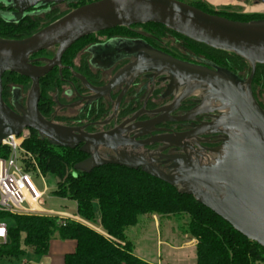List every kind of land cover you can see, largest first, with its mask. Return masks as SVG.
<instances>
[{
	"label": "water",
	"instance_id": "95a60500",
	"mask_svg": "<svg viewBox=\"0 0 264 264\" xmlns=\"http://www.w3.org/2000/svg\"><path fill=\"white\" fill-rule=\"evenodd\" d=\"M19 13L47 3L71 0H3ZM85 3L73 8L48 25L20 39L0 37V142L9 134L18 135L24 128L33 129L55 145L75 148L89 157L74 166V170L88 171L93 167L114 163L147 174L176 187L180 193L191 195L209 208L236 231L264 248V110L256 102L248 82L224 70L212 71L178 60L144 44L126 45L128 55L135 60L126 65L104 88H95L100 94L107 92L121 79L144 71L165 73L170 88H181L174 102L158 111L173 110L190 94L200 91L204 103L213 101L220 113L202 126L209 131L222 133V141L210 150L214 157L205 160L185 153L170 155V171L165 172L140 153L133 150L149 142L163 143L164 148L179 146L181 141L203 131L163 133L150 139L134 140L138 135H124L139 126L153 130L157 119L140 122L124 128L118 127L99 133H87L72 127L46 120L39 112V78L53 66L60 64L64 51L79 38L90 33L116 26H130L148 22L158 23L191 39L215 49L233 52L253 67L264 64V19L240 21L205 12L181 0H76ZM264 2V0H256ZM6 4V3H4ZM5 16L4 12H0ZM57 46L54 56L43 59L46 64L36 65L33 54ZM5 71L26 76L31 80L25 108L15 105L17 112L3 101L1 76ZM88 85V84H87ZM200 107V105H199ZM199 111V110H198ZM190 117L177 116L171 120L182 121ZM106 121H103V123ZM110 149L114 157L104 158L98 148ZM131 151H127V148Z\"/></svg>",
	"mask_w": 264,
	"mask_h": 264
},
{
	"label": "trees",
	"instance_id": "16d2710c",
	"mask_svg": "<svg viewBox=\"0 0 264 264\" xmlns=\"http://www.w3.org/2000/svg\"><path fill=\"white\" fill-rule=\"evenodd\" d=\"M83 3L85 1L72 4L71 9ZM187 3L205 12L217 14L205 7L201 0ZM3 8L0 5V12ZM70 10L57 13L56 9H50L43 12V15L37 13L18 19L0 15V37L24 38ZM262 17L264 15L255 14L250 18H228L249 21ZM146 24L154 28L162 27L192 44H200L220 52L223 56L228 55L227 51L191 40L164 25L153 22ZM23 78L22 75L10 71L2 74L4 102L10 94L9 84L22 83ZM260 90L264 92V89ZM41 99L49 100L46 94H42ZM22 145L34 156L40 174H48L55 179L53 195L75 201L76 214L91 224L97 223L106 235L73 219H67L64 225H59L56 216L0 211V221L6 224V241L0 243V262L2 259L11 261L18 258L28 249L32 254L43 255L47 252L49 241L58 237L75 241L74 250L64 256V264H155L136 256L132 243L125 234L126 229L135 225L143 214L157 215L159 218H184V225L180 227L181 233L196 239V264L264 262V248L258 243L236 231L191 195L180 193L176 187L141 169L108 163L88 171L74 170V166L84 160L87 154L78 147L66 148L52 144L48 138L33 129H29V136L23 140ZM7 151V147L0 146V157L5 156ZM30 166L27 168H33ZM94 205L97 206L98 217Z\"/></svg>",
	"mask_w": 264,
	"mask_h": 264
},
{
	"label": "flooded vegetation",
	"instance_id": "af4514ba",
	"mask_svg": "<svg viewBox=\"0 0 264 264\" xmlns=\"http://www.w3.org/2000/svg\"><path fill=\"white\" fill-rule=\"evenodd\" d=\"M65 2L72 5L79 1ZM253 2L257 3L256 0ZM0 3L4 7L3 11L9 12L13 9L7 6L6 1L0 0ZM57 4L47 3L31 7L20 17L46 12ZM133 42L142 43L178 60L203 66L212 71L224 69L234 74L243 85L248 82L256 102L264 110V99L261 98L264 92L260 90L264 89V66H259L257 63L252 69L248 61L231 54L230 51H227L228 55L223 56L220 52L172 35L162 27L154 28L143 23L116 26L90 33L72 43L62 54L60 64L53 66L39 78L40 95L37 107L40 114L46 120L80 127L87 133L110 131L135 114L133 120L124 123V128L157 119L158 123L153 126L157 130L143 125L133 131L124 132V135L133 136L139 131H146L143 135L136 136L134 138L136 141L150 139L163 133L203 131L201 134L183 139L181 143L184 150L179 146L164 148L163 143L149 142L148 145L140 146L132 152L141 153L147 161L165 172L170 171L169 166L172 163L166 159V156L190 153L211 160L214 154L210 150L221 143L223 135L218 131L211 132L202 125L210 122L220 111L215 109L217 104L213 101L202 104L203 94L200 91L183 98L173 110L164 112L158 109L170 106L181 91L180 87L168 86L165 73L156 75L155 72L144 71L136 73L131 79V75H128L105 93L100 94L94 90L106 87L126 65L135 60V56L128 55L126 50V45ZM56 48L57 46H53L33 54L30 59H33L36 65H44L46 62L43 59L52 58ZM23 77L24 89L25 86L30 87L31 80L26 76ZM42 94H46L49 100L41 99ZM26 98L27 94L23 97L19 87H13L5 102L10 109L17 112L15 105L25 108ZM185 115L190 118L182 121L171 120L173 117ZM80 146L82 143L77 147ZM127 151L131 149L128 147ZM98 152L104 158L114 157L110 149L102 146L98 148ZM86 154L89 157V154Z\"/></svg>",
	"mask_w": 264,
	"mask_h": 264
},
{
	"label": "rangeland",
	"instance_id": "374dc122",
	"mask_svg": "<svg viewBox=\"0 0 264 264\" xmlns=\"http://www.w3.org/2000/svg\"><path fill=\"white\" fill-rule=\"evenodd\" d=\"M184 2H190L194 0H181ZM210 11L220 14L222 16H227L231 18H250L255 14L264 15V12H259L253 10L252 5L253 0H231L228 3L213 4L208 0H201ZM53 7V6H52ZM71 5L66 2L57 4V13H63L71 9ZM72 10V9H71ZM5 16L18 18L24 13H19L15 9L8 11H3ZM43 15V12L41 13ZM43 17V16H42ZM3 31V30H2ZM9 91L13 87H19L21 89L22 96L25 97L29 86L23 87V83H10ZM264 99V95L261 96ZM25 99V98H23ZM22 100V99H21ZM31 167V166H30ZM29 174L34 186L40 190L44 191V204L45 208H52L55 210H65L67 212H75V204L71 200L59 198L53 195L52 191L55 187V179L51 175H41L36 169L30 168ZM46 189V190H45ZM95 214L98 215L97 206L94 205ZM158 218V217H157ZM184 218L179 217H165L162 216L158 218L159 227L155 226V221L150 214H145L140 216L139 221L136 225L130 226L126 229L125 234L127 238L131 241L133 246V252L138 256L147 258L152 262H161L162 264H191L190 253L188 252H170L164 245L160 243L157 244L159 234L161 233L162 240H165L166 233L172 230L175 233V237L179 238L181 236V226L184 225ZM169 226H172L171 228ZM167 231V232H166ZM42 258V255H35L28 249L26 253L18 258H13L11 261L7 259H2L1 264H21L22 261H28L30 264L38 261ZM255 264H264V262H256Z\"/></svg>",
	"mask_w": 264,
	"mask_h": 264
},
{
	"label": "built area",
	"instance_id": "2783aa9c",
	"mask_svg": "<svg viewBox=\"0 0 264 264\" xmlns=\"http://www.w3.org/2000/svg\"><path fill=\"white\" fill-rule=\"evenodd\" d=\"M29 136V129L24 128L20 134H9L0 142L7 147V154L0 157V211L12 214H45L58 217L59 225L67 219L81 222L77 217L60 214L43 207L44 191L38 190L29 174L27 167L32 165L38 173L34 156L24 148L23 140ZM46 190V189H45ZM6 241V224L0 221V243ZM1 264V263H0ZM21 264H30L22 261ZM35 264H43L37 262Z\"/></svg>",
	"mask_w": 264,
	"mask_h": 264
},
{
	"label": "crops",
	"instance_id": "0c3cea01",
	"mask_svg": "<svg viewBox=\"0 0 264 264\" xmlns=\"http://www.w3.org/2000/svg\"><path fill=\"white\" fill-rule=\"evenodd\" d=\"M71 201L74 202V204H75V212L74 213L67 212L65 210H55V209H52V208H46V209H51L54 212H57V213H60V214H66V215L75 216L79 220H81L82 223L87 224V225L91 226L92 228H94L95 230H97L98 232L106 235V233L101 229V227L97 223L96 224H91V223L81 219L76 214V202L73 201V200H71ZM143 215H145V214H143ZM96 216L98 217V215H96ZM151 216H152L153 220L155 221V226L159 227V225H158V218L159 217L157 215H151ZM167 218H169V217H167ZM138 221H139V219H138ZM138 221H137V223H138ZM169 227L171 228L172 226H169ZM159 243L161 245H164L170 252H188V253H190V255H191L190 256L191 264H196V255H195L196 239L195 238L190 237L187 234H182V233H181V236L179 238H176L175 237V233H174V231L171 228L170 231H168L166 233L165 240H162L161 233L159 234V238L157 240V244H159ZM74 248H75V241L74 240H72V239H60L58 237H54V238H52L49 241L47 252L42 255L41 259H39L38 261L34 262L33 264H35L37 262H41L43 264H64V256L67 253L72 252L74 250ZM135 255L138 256L137 254H135ZM138 257L143 259V260L149 261L151 263L162 264L161 262L159 263L158 261L157 262H152V261H150L147 258L142 257V256H138ZM181 264H184V263L181 262Z\"/></svg>",
	"mask_w": 264,
	"mask_h": 264
},
{
	"label": "bare ground",
	"instance_id": "6f19581e",
	"mask_svg": "<svg viewBox=\"0 0 264 264\" xmlns=\"http://www.w3.org/2000/svg\"><path fill=\"white\" fill-rule=\"evenodd\" d=\"M213 4H221V3H228L231 0H208ZM253 10L264 12V2H258L257 4L252 5Z\"/></svg>",
	"mask_w": 264,
	"mask_h": 264
}]
</instances>
